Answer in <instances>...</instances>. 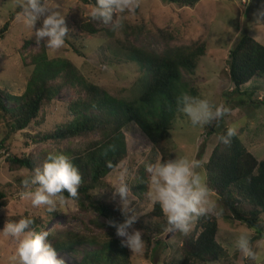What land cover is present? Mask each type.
<instances>
[{"label": "trees", "instance_id": "obj_1", "mask_svg": "<svg viewBox=\"0 0 264 264\" xmlns=\"http://www.w3.org/2000/svg\"><path fill=\"white\" fill-rule=\"evenodd\" d=\"M163 1L194 7L204 0ZM80 15L78 9L71 11V30L83 42L101 29L93 19ZM9 26L7 23L0 34L6 33ZM143 31H128L130 44L113 47L115 55L132 61L140 69L139 82L131 88L132 97L113 94L93 84L70 61L49 60L45 48L31 60L35 68L23 94H13L8 88L0 87V124L8 130L0 142V150L5 149L11 136L18 132L35 146L28 154H12L6 159L11 172L27 170L26 174L15 178L22 191V181L34 176L37 169L42 170L50 152L68 155L82 175L79 196L75 201L81 210L97 214L95 224L102 229L101 234L55 231L49 236L57 254L80 259L79 264H132L131 249L122 246L115 227L109 223H120L124 215L116 204L98 197L96 192L110 186L109 175L128 157L124 132L132 125H136L151 141L159 160L174 158L170 139L175 121L182 113L178 97L188 93L197 98L186 73H195L205 49L189 46L161 51L137 39ZM161 35L170 36L172 40L176 37L169 29L161 31ZM166 43L169 45L171 41ZM71 44L78 53L85 48L76 40ZM230 58V76L236 90L240 91L241 87L257 78L264 81V44L254 37L248 34L241 36ZM64 88L74 92L66 104L65 116L60 121L47 122L48 109L55 104L57 95ZM251 103L257 107L264 106V101L252 100ZM229 127L232 126L222 118L210 128L211 134L219 135V142L206 164L207 183L219 196L224 219L246 225L255 231L257 239H264V159L259 160L248 150L238 132L230 144H223L220 137ZM151 162L155 161L148 159L142 164L137 176L138 190L143 195H147L149 189L145 164ZM35 187L38 185L32 186L33 189ZM6 199L7 193L0 189V207L5 205ZM152 213L164 218L159 229L167 231L169 226L159 205H154ZM31 218L34 224L30 228L43 231L47 227L42 217ZM100 218L104 221L99 222ZM218 232L219 223L213 216L196 219L195 226L184 236L180 248L182 258L178 264L220 263L228 252L218 241ZM64 264L70 263L64 261Z\"/></svg>", "mask_w": 264, "mask_h": 264}, {"label": "rangeland", "instance_id": "obj_2", "mask_svg": "<svg viewBox=\"0 0 264 264\" xmlns=\"http://www.w3.org/2000/svg\"><path fill=\"white\" fill-rule=\"evenodd\" d=\"M23 3L24 0H0V30L7 23L10 24L9 30L0 34V87L8 88L13 94H23L35 68L31 60L45 48L49 60L70 61L93 84L113 94L132 97L131 88L139 82L140 69L132 61L115 55L113 47L129 45L128 31L143 29L137 39L142 40L148 47L161 51L189 46L205 49L195 73H186L197 92V98H207L213 107L229 108V113L223 117L225 122L236 129L250 152L259 160L264 159V106L257 107L255 103H251L252 100L264 101V81L260 78L254 79L239 91L230 76L231 51L241 36L251 35L264 44V0H204L194 7L168 4L163 0H137L139 6L133 11L114 17V20L122 18V27L119 30L114 31L111 22L104 24L102 20H94L101 31L83 42L71 30V11L78 9L80 16L89 19L90 10L95 6L96 0H50L53 7L39 17L33 29L25 22L21 7ZM52 11L60 12L68 27L66 43L59 50L47 49L46 39L38 43L34 34L43 26L45 16ZM166 29L176 34L174 40L170 36L161 35V31ZM75 40L85 46L82 53L73 48L71 42ZM167 40L171 41L169 45ZM73 94L69 88L59 92L55 104L48 109L47 122L64 118L66 104ZM215 122L194 127L188 117L181 113L175 121L170 139L174 158L186 156L202 161L203 168L200 171L206 179V164L219 142V135L210 132ZM7 132V128L0 124V142ZM124 133L128 144V157L109 175L110 186L102 191L97 190L96 195L112 201L121 209V197L115 186L124 184L130 189V207L138 213L134 228L141 230L144 238L143 250L139 253L131 251L132 264H178L182 258L180 248L185 235L168 230L160 231L159 227L164 218L152 213L154 204L148 195L139 192L137 185L140 166L148 159L158 160L159 156L151 141L136 125L126 128ZM34 148L29 139L18 132L11 136L5 149L0 150V189L7 193L5 205L0 207V231L7 223L29 215L42 217L47 226L43 231L50 234L55 231L80 235L101 234L102 229L95 224L97 214L81 210L75 200L69 199L70 202L62 211L48 213L46 206L33 207L30 200L21 197L22 189L15 182V178L17 175L26 174L27 170L11 172L6 159L12 154L23 156ZM212 193L220 205L219 196L216 192ZM213 217L219 223L218 241L228 253L220 263L212 264H264V239H257L255 231L246 225L227 221L222 215ZM124 219L123 216L121 222ZM103 221L100 218L99 222ZM195 224L196 220L191 229ZM241 231L252 233V244L258 253L257 261L246 259L237 250L235 242ZM18 243L17 239L0 232V264H18L14 259ZM58 257L70 264H79L80 261L68 254L59 253Z\"/></svg>", "mask_w": 264, "mask_h": 264}, {"label": "clouds", "instance_id": "obj_3", "mask_svg": "<svg viewBox=\"0 0 264 264\" xmlns=\"http://www.w3.org/2000/svg\"><path fill=\"white\" fill-rule=\"evenodd\" d=\"M138 6L137 0H96L89 14L93 20H102L104 24L111 22L113 30L116 31L122 27V18L114 20V17L126 11L131 12ZM21 7L27 26L33 29L39 17L53 6L50 0H24ZM67 33L64 16L58 11H52L45 16L43 26L34 34L38 43L46 39L47 49L59 50L66 43ZM178 104L179 110L188 117L194 127H203L219 121L230 111L224 106L213 107L207 98H195L188 93L178 97ZM236 134V129L229 127L226 134L220 137V141L228 145ZM202 168V161L186 156L158 159L145 164L149 183L148 198L152 204L159 205L166 217L168 231L187 235L193 222L199 217H219L223 214V208L213 198L207 179L200 171ZM81 183L82 175L73 160L64 153L50 152L42 170L37 169L34 176L22 181L24 191L20 195L30 200L33 207L46 206L47 212L53 213L63 210L70 202L68 197L72 200L78 199ZM33 185L38 187L33 189ZM115 190L121 197V212L125 219L120 223H109L115 227L122 246L139 253L144 248V238L142 231L134 228L138 213L130 207V189L120 184L115 186ZM33 224L34 220L28 216L7 223L0 231L3 235L19 241L14 259L18 264H64L49 241L50 233L30 228ZM251 237V232L241 231L235 245L246 259L257 261L258 253Z\"/></svg>", "mask_w": 264, "mask_h": 264}]
</instances>
